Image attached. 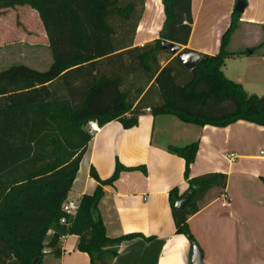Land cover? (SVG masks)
<instances>
[{
    "label": "trees",
    "instance_id": "1",
    "mask_svg": "<svg viewBox=\"0 0 264 264\" xmlns=\"http://www.w3.org/2000/svg\"><path fill=\"white\" fill-rule=\"evenodd\" d=\"M144 3L0 0V25L9 20L2 14L9 9L15 12L18 6L37 13L52 56L45 70L25 64L0 70V264H41L46 249L59 253V239L67 234L78 236L77 249L88 254L90 264H107L105 254L116 253L107 246L144 237L140 233L108 237L97 212L104 186L112 185L128 168L119 162L106 179H100L91 168L97 186L80 197L75 216L59 222L61 205L92 137L87 129L90 121L103 125L116 120L131 128L149 108L153 115L172 114L198 126L224 127L238 120L264 126L263 98L248 93L222 70L226 58L255 51L227 49L240 13L232 12L219 50L201 54L189 71L162 50L160 43L163 39L187 43L192 23L190 0H162L165 20L159 37L134 45ZM168 150L184 159L187 184L180 195L172 189L170 201L188 193L182 208L187 216L192 215L211 188H225L227 175L190 176L198 141L170 145ZM175 233L198 246L187 222L176 225Z\"/></svg>",
    "mask_w": 264,
    "mask_h": 264
},
{
    "label": "crops",
    "instance_id": "2",
    "mask_svg": "<svg viewBox=\"0 0 264 264\" xmlns=\"http://www.w3.org/2000/svg\"><path fill=\"white\" fill-rule=\"evenodd\" d=\"M245 8L236 22L227 49L244 51L264 40V0H244ZM236 0H190L192 23L186 44L180 49L214 54L229 27ZM33 15L36 34L48 47L47 37L34 10L18 6ZM11 10V9H9ZM12 11V10H11ZM165 20L162 0H145L134 45L159 37ZM184 23H186L184 21ZM22 36V33L18 34ZM43 39V38H42ZM43 43V44H42ZM252 53L225 59L223 73L251 94L255 80L238 75L241 60ZM92 133L78 165L67 200L79 202L90 194L97 181L90 175L94 168L100 179L113 173L116 162L125 167L112 185L104 186L97 212L108 237L129 233L142 236L106 248L107 264H190L191 244L176 234V218L169 193L182 194L184 159L168 147L198 141L190 165V176L207 172L227 175L225 188H211L199 202V210L186 222L198 244L204 264H264V126L238 120L224 127L185 123L172 114L153 115L149 108L131 128L113 120ZM264 152V151H263ZM78 236L59 239V253L46 249L41 264H90L86 252L77 249Z\"/></svg>",
    "mask_w": 264,
    "mask_h": 264
},
{
    "label": "rangeland",
    "instance_id": "3",
    "mask_svg": "<svg viewBox=\"0 0 264 264\" xmlns=\"http://www.w3.org/2000/svg\"><path fill=\"white\" fill-rule=\"evenodd\" d=\"M2 15L5 20H9L0 25V70L12 64H25L37 70L47 69L52 56L49 47L43 43L40 45L41 42L45 43L43 35V39L32 37L37 35L33 15L26 10L18 9L16 12L7 10ZM19 33L23 35L19 36ZM252 48H255L254 53L247 56L245 62L241 60L237 74L240 75L244 70V79H254L251 88L255 90L254 94L264 99V40L256 43ZM261 149L264 151V147ZM48 240L49 236L45 241Z\"/></svg>",
    "mask_w": 264,
    "mask_h": 264
},
{
    "label": "water",
    "instance_id": "4",
    "mask_svg": "<svg viewBox=\"0 0 264 264\" xmlns=\"http://www.w3.org/2000/svg\"><path fill=\"white\" fill-rule=\"evenodd\" d=\"M245 8L244 0H236L234 5V11L238 13H242ZM160 47L162 50L169 51L173 56L176 57L178 62L184 66L187 70H192L195 65L199 62L201 54L188 49H180V45L169 40L163 39L161 40ZM264 103V99L261 100ZM188 198V193H186L180 199H176L172 203V210L174 216L176 218V225H181L186 222L187 219V211L182 208ZM36 262V259L35 261ZM190 264H204L202 259V252L200 248L193 244L191 246V256H190Z\"/></svg>",
    "mask_w": 264,
    "mask_h": 264
},
{
    "label": "built area",
    "instance_id": "5",
    "mask_svg": "<svg viewBox=\"0 0 264 264\" xmlns=\"http://www.w3.org/2000/svg\"><path fill=\"white\" fill-rule=\"evenodd\" d=\"M87 129L90 133H93V132H97L100 129V127L97 121L92 120L88 123ZM260 155H264V152L260 151ZM77 208H78L77 202L71 200H65L61 205L63 216L60 218L59 222L62 224L66 223V219L68 217L71 218L75 216L77 212Z\"/></svg>",
    "mask_w": 264,
    "mask_h": 264
}]
</instances>
